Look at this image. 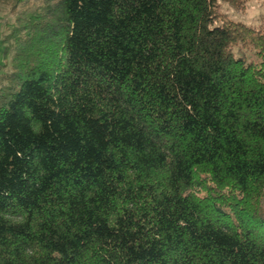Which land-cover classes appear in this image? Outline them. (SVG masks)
<instances>
[{
  "label": "trees",
  "instance_id": "16d2710c",
  "mask_svg": "<svg viewBox=\"0 0 264 264\" xmlns=\"http://www.w3.org/2000/svg\"><path fill=\"white\" fill-rule=\"evenodd\" d=\"M219 2L0 0V264H264V25Z\"/></svg>",
  "mask_w": 264,
  "mask_h": 264
},
{
  "label": "rangeland",
  "instance_id": "374dc122",
  "mask_svg": "<svg viewBox=\"0 0 264 264\" xmlns=\"http://www.w3.org/2000/svg\"><path fill=\"white\" fill-rule=\"evenodd\" d=\"M217 13L220 15V19H227L234 22H241L247 26L259 27L264 25V0H245L243 10H235L230 5L224 2H219L216 7ZM11 16L8 12V8L0 5V85L3 81L2 74L8 71V67L3 68L8 60L4 59L2 44V36L5 33L4 21H10ZM220 22V20L218 21ZM233 51L236 55H245L249 60L258 62V58L255 56L251 46H234ZM204 192H200L203 195Z\"/></svg>",
  "mask_w": 264,
  "mask_h": 264
}]
</instances>
